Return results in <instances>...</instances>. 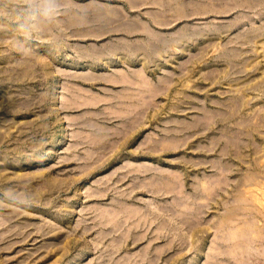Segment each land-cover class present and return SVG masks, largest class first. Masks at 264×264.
<instances>
[{"label":"rangeland","instance_id":"374dc122","mask_svg":"<svg viewBox=\"0 0 264 264\" xmlns=\"http://www.w3.org/2000/svg\"><path fill=\"white\" fill-rule=\"evenodd\" d=\"M39 3L0 0V264H264V0H55L28 16ZM175 202L202 206L197 228L125 212L168 218Z\"/></svg>","mask_w":264,"mask_h":264},{"label":"bare ground","instance_id":"6f19581e","mask_svg":"<svg viewBox=\"0 0 264 264\" xmlns=\"http://www.w3.org/2000/svg\"><path fill=\"white\" fill-rule=\"evenodd\" d=\"M136 74V73H135ZM135 74H133V75H135ZM138 76V75H137ZM140 77V76H139ZM120 78H121V81H122V83L124 84L125 83V78H122L121 76H120ZM140 78H142V77H140ZM111 80V79H110ZM124 80V81H123ZM143 80V79H142ZM141 80V81H142ZM114 81V80H113ZM126 81H127V78H126ZM128 81H129V79H128ZM138 81V80H137ZM140 81V84L138 85H135V86H138L137 88H135V89H133V91L135 90V92H133L132 91V89H131V92H133L131 95H130V100H129V105L133 108V109H141V107H143V106H141L143 103V99L146 97L147 98V96H149L148 95V93L150 92V90H149V86H147L146 84H148V83H146L145 82V80H143L142 82ZM118 82V81H117ZM130 82H132V80H130L127 84L128 85H131L130 84ZM134 84H135V81L133 82ZM133 83H132V85H133ZM152 86V85H151ZM155 85H153V89L154 88H156V86L154 87ZM158 87H159V85H158ZM157 87V88H158ZM151 89V88H150ZM137 90V91H136ZM152 90V89H151ZM156 90V89H155ZM155 90H154V92H155ZM158 90V89H157ZM128 92V91H127ZM157 92V91H156ZM155 92V93H156ZM159 92V91H158ZM123 94V93H122ZM153 94V93H152ZM155 95V94H154ZM151 96H153V95H151ZM122 97V96H121ZM146 98H145V100H146ZM125 100H126V98H125ZM147 100H148V98H147ZM149 100H150V98H149ZM125 103V102H124ZM147 103V102H146ZM148 103H150L149 101H148ZM146 105V107H144V108H148L147 107V104H145ZM144 105V106H145ZM149 105V104H148ZM126 106V104L124 105V107ZM141 106V107H140ZM140 107V108H139ZM121 108H123V107H121ZM125 108H127V107H125ZM128 109H130L129 107H128ZM136 109L135 110H132L131 112H129V114L130 113H132L133 111H136ZM126 110V109H125ZM129 111V110H128ZM140 111V110H139ZM144 111V110H143ZM141 112V114H140V116H138L139 117V119L141 120V117H143L142 116V111H140ZM125 113V112H124ZM126 113H127V111H126ZM134 113V112H133ZM138 113V112H137ZM122 115V114H121ZM121 115H119V116H121ZM118 116V115H117ZM135 116H137V114L135 115ZM118 118V117H117ZM122 119H123V124L125 123V125H126V123H128V126H127V128L128 129H132L136 124L137 125H139V120L137 119H135L134 120V117L133 116H130V115H124L123 114V117H122ZM132 119H133V121H132ZM147 119V118H146ZM112 120V119H111ZM124 125V126H125ZM137 125H136V127H137ZM144 125V124H143ZM122 127H123V125H122ZM125 128V127H124ZM128 129H123V130H125V132L128 130ZM134 129V128H133ZM118 130V129H117ZM119 132V130L117 131V133ZM121 133H123L124 134V131L122 132L121 131ZM120 133V134H121ZM127 133V132H126ZM119 134V133H118ZM117 134V135H118ZM115 135V134H114ZM119 136H123V135H119ZM165 141V140H164ZM155 142V141H154ZM168 143V142H167ZM162 144V143H161ZM171 144H172V142H171ZM141 145H143L142 143H141ZM158 145V144H157ZM160 146V145H159ZM165 146V145H164ZM176 146V145H175ZM163 148V147H162ZM146 169H149V168H146ZM160 173H161V171H160ZM167 175V174H166ZM166 175H161L160 177H157L153 182L154 183H151V184H154V185H160V187L161 188H166V189H175V188H178L179 186H180V182H178L175 178H176V176L175 177H171V176H166ZM216 182V181H215ZM155 183H157V184H155ZM210 183H212V182H210ZM220 182H218V184H219ZM143 185H145V184H143ZM162 185V186H161ZM216 185H217V183H216ZM215 185V186H216ZM141 186V185H140ZM147 186V185H146ZM149 186H151V185H149ZM153 186V185H152ZM201 186H203V185H201ZM142 187V186H141ZM148 187V186H147ZM146 187V188H147ZM159 187V188H160ZM181 187V186H180ZM179 187V188H180ZM198 187V186H197ZM207 187V186H206ZM144 188H145V186H144ZM157 188V187H156ZM209 188V187H208ZM208 188H207V191H208ZM137 189V188H136ZM200 191V194H202L201 192H204V187L203 188H198ZM213 189H215V188H213V186H212V191H213ZM217 189H218V187H217ZM156 190V189H155ZM161 190V189H160ZM164 190V189H163ZM179 190V189H178ZM196 190H197V188H196ZM202 190V191H201ZM157 191V190H156ZM168 191V190H167ZM174 191V190H173ZM180 191V190H179ZM195 191V190H194ZM211 191V190H210ZM211 191V192H212ZM158 192V191H157ZM166 192V191H165ZM171 192V191H170ZM198 192V193H199ZM154 193V192H153ZM167 193V192H166ZM214 193V192H213ZM165 194V193H164ZM176 194H178V192L176 191ZM175 194V195H176ZM210 194V193H209ZM203 195V194H202ZM196 196V195H195ZM210 196V195H209ZM206 197V196H205ZM175 200H178V201H180V202H183L182 200H180L181 198H180V196L179 197H175L174 198ZM184 199V198H183ZM197 199V198H196ZM196 199H195V201H196ZM185 200V199H184ZM192 201H193V199H192ZM191 201V202H192ZM194 201V202H195ZM171 202H173V200L171 201ZM180 202H178V203H180ZM196 202H198V201H196ZM204 202H205V199H204ZM174 203V202H173ZM184 203V205L186 204V203H188L187 201L186 202H183ZM200 203H201V201H200ZM203 203V202H202ZM169 204V203H168ZM167 204V205H168ZM175 204H176V202H175ZM193 204V203H192ZM205 204V203H204ZM125 205V204H124ZM170 205V204H169ZM183 205V204H182ZM181 205V206H182ZM183 205V207H181L180 206V204H176V205H171V206H168L166 209L168 210V211H170V216L168 217V218H166L164 215H166L167 216V213L166 214H164V213H159V212H157L156 211V209H158L159 210V208H155V210H153L152 208H149V207H147V209L145 210V211H141V209L138 207V208H134V209H130V208H127V206L126 207H123L121 210H125V208H127V210H125V212H126V215H127V213H130V214H132V216L134 215L135 217V219L133 220V223H134V227H138V225H140V224H142L141 226H147V227H149L151 224H152V222L155 220V219H159V218H162V220H164L163 222H165L164 224H166V225H164V227L165 226H170L169 228H172V230L174 231V229H176L177 228V230H179L180 228H182L181 226H183L182 224H188L191 228H189V227H187V228H189L188 230H190V229H192V228H197L198 227V225H199V222H198V215L200 214V212H198L199 211V208L200 207H202L200 204V206L199 205H196V203H195V205L194 206H192V205H190L189 207H186V206H184ZM232 206V205H231ZM157 207V206H156ZM160 207V206H159ZM237 207H238V205H237ZM161 208V207H160ZM205 208V207H204ZM232 208H235L234 207V205L232 206ZM232 208H230L231 210H227V211H229V213L227 212V214H226V216H225V218H223V220H221V219H219V221H221L220 223H219V226L217 227V229L215 230V231H217L220 227H224L225 225H228V226H230L229 224H231V221H233V219L235 220L236 218L234 217L236 214H237V212L236 211H234L235 209H232ZM162 209V208H161ZM163 210H165V209H163ZM162 210V211H163ZM237 210V209H236ZM240 210V209H239ZM109 211V210H108ZM107 211V212H108ZM112 211V210H111ZM110 211V212H111ZM116 211H117V209H116ZM110 212L108 213L109 214V217H110ZM114 212V211H113ZM122 211H120V213H121ZM117 213V212H116ZM115 212H114V214H116ZM113 214V215H114ZM118 214H119V212H118ZM112 215V214H111ZM121 215V214H120ZM125 215V214H124ZM123 215V216H124ZM172 215V216H171ZM115 217H117V214L116 215H114ZM148 216H151V218L150 217H148ZM107 217H108V215H107ZM108 217V218H109ZM114 217V218H115ZM126 217V216H125ZM125 217H123V219L125 218ZM127 217H130V216H128L127 215ZM113 218V219H114ZM154 218V219H153ZM222 218V217H221ZM119 219V218H118ZM122 219V220H123ZM198 219V220H197ZM110 220H112V217L111 218H109V222H111ZM116 220H117V218H116ZM127 220V219H126ZM126 220H124L123 222L124 223H126ZM131 220V219H130ZM161 220V221H162ZM114 221V220H113ZM112 221V222H113ZM107 222H108V220H107ZM122 222V223H123ZM139 222H141V223H139ZM233 222H235V221H233ZM232 222V224H235V223H233ZM123 223V224H124ZM137 223V224H136ZM103 224V223H102ZM106 223H104L103 225H105ZM114 224V223H113ZM116 224V223H115ZM120 224V223H119ZM122 224V225H123ZM201 224V223H200ZM214 224H216V223H214ZM231 224V225H232ZM106 225H108V224H106ZM118 225V224H117ZM132 225V224H131ZM160 225H161V223H160ZM119 226V225H118ZM121 226V225H120ZM140 226V228H143V227H141ZM216 226V225H215ZM112 227V226H111ZM130 227V226H129ZM136 227V228H137ZM162 227V226H161ZM200 227V226H199ZM214 227V226H213ZM131 228V227H130ZM146 228V227H145ZM158 228V227H157ZM166 229H168V227L166 228ZM186 229V228H185ZM213 229H215V228H213ZM228 229H230L229 227H228ZM233 229H235V228H233ZM128 230H129V228H128ZM146 230V229H145ZM158 229H156V231H157ZM160 230V229H159ZM199 230V229H198ZM210 230V229H209ZM220 231H221V229H219ZM225 230H227V228H225ZM154 232L153 234H152V239H156V238H159L160 236H161V234H160V232ZM204 231V230H203ZM214 231V232H215ZM242 231V230H241ZM244 231V230H243ZM146 231H144V232H142L143 234H141V233H139V234H141V235H139L138 236V234H137V237H135L134 238V240L135 241H137V240H141L143 237H144V233H145ZM174 232H176V231H174ZM184 232V231H183ZM238 232V231H237ZM240 232V231H239ZM248 232V231H247ZM170 233V232H169ZM171 233H172V231H171ZM222 233V232H221ZM236 233V232H235ZM180 234V233H179ZM218 234V233H217ZM232 234V233H231ZM237 234V233H236ZM235 234V235H236ZM240 234V233H239ZM238 234V235H239ZM176 235H177V232H176ZM218 235H220V233L218 234ZM217 235V236H218ZM222 235H223V233H222ZM227 236L229 235V234H226ZM243 235H245V233L243 234ZM249 235V234H248ZM191 236V235H190ZM221 236V235H220ZM219 236V237H220ZM232 236V235H231ZM231 236H229V237H227L226 239L228 240V238H230ZM240 236V235H239ZM126 237V236H125ZM124 237V238H125ZM177 237V236H176ZM223 237V236H222ZM163 238V237H162ZM235 238H237V237H235ZM250 238H252V237H250ZM171 239H172V237H171ZM179 239V238H178ZM191 239V238H190ZM193 239H195V238H193ZM219 238H217V240H218ZM221 239V238H220ZM223 239V238H222ZM221 239V240H222ZM257 239V238H256ZM217 240H215V241H217ZM224 240H225V238H224ZM230 240H231V238H230ZM230 240H228L227 242H229ZM249 240V239H248ZM247 239H245V237L244 238H242V239H234V238H232V240L229 242V244H230V247L233 249V252H236V253H243L245 250H246V248L247 247H249V246H247L246 245V243H247V241H248ZM255 240V239H254ZM171 241V240H170ZM198 241V240H197ZM213 241H214V239H213ZM250 241V240H249ZM248 241V242H249ZM253 240H251L250 241V243L252 244L253 242H252ZM180 242V241H179ZM212 242V241H211ZM220 242H222V241H220ZM226 242V241H225ZM151 243V242H150ZM169 243H171V242H169ZM185 243V242H184ZM188 243V242H187ZM196 243V242H195ZM213 243V242H212ZM216 243V242H215ZM183 244V243H182ZM181 244V245H182ZM186 244V243H185ZM190 244V243H189ZM188 244V245H189ZM251 244H248V245H250L251 246ZM123 245H124V243H123ZM171 245V244H170ZM179 245V244H178ZM192 245V244H191ZM219 245V244H218ZM224 245V244H223ZM223 245H222V247H223ZM253 245V244H252ZM197 246V245H196ZM236 246H238V248H240L241 250L243 249L244 251H241V252H239L237 249L238 248H236ZM177 247V246H176ZM181 247V246H180ZM189 247V246H188ZM226 247H228V246H226ZM230 247H228V249H230ZM246 247V248H245ZM166 248H167V246H166ZM212 248H216V247H212ZM224 248V247H223ZM222 248V249H223ZM245 248V249H244ZM162 249V248H161ZM181 249V248H180ZM218 249V248H217ZM225 249H227V248H225ZM146 250V249H145ZM213 250V252H214V249H212ZM224 250V249H223ZM250 250V249H249ZM159 252L161 251V250H158ZM211 251V250H210ZM229 251H231V249L229 250ZM238 251V252H237ZM251 251V250H250ZM213 252H211V253H209L208 255L209 256H212V257H214L216 254V252H217V250H215V253H213ZM218 252H219V254H221L222 253V250L221 251H219V249H218ZM217 252V253H218ZM249 251H247V254H249L248 253ZM179 253V252H178ZM223 253H225V251L223 252ZM227 253H229L230 254V252H226V254ZM235 253V254H236ZM228 254V255H229ZM239 254V255H240ZM244 254V253H243ZM243 254H242V256H243ZM250 254H252V253H250ZM249 254V255H250ZM221 255H223V254H221ZM227 255V256H228ZM230 255H232V252H231V254ZM238 255V254H237ZM208 256V257H209ZM226 256V257H227ZM235 257L234 258H236V255H234ZM241 256V257H242ZM246 256V255H245ZM212 257L210 258V259H212ZM216 257H217V255H216ZM220 257H222V256H220ZM223 257H225V254H224V256ZM230 257V256H229ZM238 257V256H237ZM247 258V257H246ZM246 258H244V259H246ZM155 259V258H154ZM216 259V258H215ZM215 259H212L213 261L215 260ZM222 259V258H221ZM231 259V258H230ZM241 259V258H240ZM239 259V261H241ZM243 259V260H244ZM143 260V259H142ZM211 260V261H212ZM226 260H227V258H226ZM234 260V259H233ZM217 261V260H216ZM247 261V260H246ZM243 262V264L245 263V260L244 261H241V263ZM149 263V262H148ZM240 263V264H241ZM246 264V263H245Z\"/></svg>","mask_w":264,"mask_h":264},{"label":"clouds","instance_id":"9594fccd","mask_svg":"<svg viewBox=\"0 0 264 264\" xmlns=\"http://www.w3.org/2000/svg\"><path fill=\"white\" fill-rule=\"evenodd\" d=\"M28 16L51 18L56 14L55 0H40L34 9H25Z\"/></svg>","mask_w":264,"mask_h":264}]
</instances>
